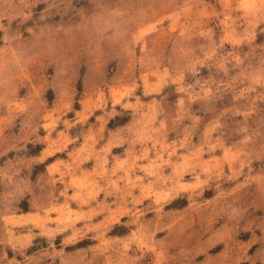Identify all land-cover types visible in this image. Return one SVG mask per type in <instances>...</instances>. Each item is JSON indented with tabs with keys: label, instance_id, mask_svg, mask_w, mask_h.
I'll return each instance as SVG.
<instances>
[{
	"label": "rangeland",
	"instance_id": "obj_1",
	"mask_svg": "<svg viewBox=\"0 0 264 264\" xmlns=\"http://www.w3.org/2000/svg\"><path fill=\"white\" fill-rule=\"evenodd\" d=\"M72 2L55 0L53 4L56 19L65 17L63 25L27 33L20 21L29 8L18 0L0 8L5 17L0 20L5 26L0 30V91L4 103L10 105V118L14 123L22 121L21 128L28 130L21 132L22 139H0V198L8 203L10 214L16 200L31 195L28 189L36 167L45 172L38 183L46 182L51 193L45 214L63 223L75 217L80 228L78 202L94 194L97 173L119 188L161 169L165 178L169 174L179 178L193 160L205 168L215 165L227 170L234 152L264 156V35L251 36L236 25L229 26L217 0H79L84 11L76 16L70 11ZM203 7H208L209 15L199 14ZM85 63L94 77L111 78L113 99L127 98L123 108L118 103L117 111L139 109L140 124L134 122L137 117L117 116L107 127L127 123L146 149L138 145V151L127 150V144L112 147L106 141L93 147L90 138L94 125L101 123L96 120L101 113L97 110L83 120L88 98L76 106L81 115L62 116L56 131L49 134L58 113L43 102L45 97H51L53 90L57 94L74 91ZM4 111L0 107V113ZM72 123L74 128L69 126ZM77 133L79 139L73 143ZM127 135L120 129L111 134L113 138ZM101 144L106 145L103 150ZM143 191L136 189L134 195ZM234 195L247 199L239 192ZM257 200L264 207V196ZM101 201L111 204L110 215L119 216L120 223L86 229L75 243L61 244L57 235L56 245L49 247L53 233L35 217L33 231L40 235L33 237L28 249L29 254L37 253L30 264H161L162 256L145 243L164 233L153 239L137 231L136 218L144 205L125 207L117 196L105 198L104 192L96 197L97 203ZM178 203L185 206L188 202ZM33 210L40 211L35 201ZM101 219L96 217V221ZM192 219L195 223L198 217ZM9 226L7 218L0 221V229ZM249 227L259 235L264 220L252 219ZM252 231L243 232V243L234 246L239 264H264V243L254 242ZM127 245L132 250L121 255ZM12 256L9 250L8 260Z\"/></svg>",
	"mask_w": 264,
	"mask_h": 264
},
{
	"label": "clouds",
	"instance_id": "obj_2",
	"mask_svg": "<svg viewBox=\"0 0 264 264\" xmlns=\"http://www.w3.org/2000/svg\"><path fill=\"white\" fill-rule=\"evenodd\" d=\"M18 2L30 9L20 21L24 33L63 25L66 22L64 15L56 19L57 13L52 10L55 0H18ZM58 2L63 4L64 0H58ZM8 3L9 0H0V8ZM217 3L221 6V14L226 17L229 26L236 25L251 36L264 35V27H260L264 24V0H217ZM41 5L44 7L40 8ZM70 11L72 16L79 15L84 11V6L79 3V0H73ZM199 14L209 15L208 7L201 8ZM4 18L3 13H0V20ZM29 20L31 25H28ZM4 27L0 23V30ZM115 71L116 69L112 70L113 75ZM112 88L111 78L94 77L86 63L81 64L80 79L74 91L57 94L53 90L52 96L45 97L43 101L51 106L53 113H58L55 121L50 125L49 134L56 131L57 125L62 122V116L66 117L69 112L81 115L76 106L88 98L90 104L88 111L82 114L83 120L86 122L87 118L97 110L101 113L96 117V120L101 123L94 125L96 130L90 138L93 147L101 141H106L112 147L127 144L129 145L127 150L146 149L147 145L142 143L135 129L130 128L127 123H114L112 128L107 127L109 123L115 121L117 116L123 119L131 115L137 117L134 121L136 124L142 122L138 118L139 109L132 113L117 111L118 103L123 108L128 101L125 97L113 99ZM4 100L5 95L0 91V107L5 109L3 113H0V139L9 137L22 139L21 132L28 130L21 128L22 121L13 122L7 110L10 105L5 104ZM30 107L34 110L35 102ZM106 109L110 110L105 111ZM63 122L67 123V121ZM69 126L74 128L75 123ZM117 129L126 132L127 137L113 138L111 134ZM35 131V128L31 129L32 133ZM58 135H63V132ZM78 139L79 133L73 137L72 142ZM138 145L140 148L137 147ZM105 146L101 144V150ZM114 155L119 157L120 154ZM178 159L182 160L183 157ZM47 167L48 165H44V169ZM33 174L35 178L28 189L31 195L16 200L13 205L14 212L10 214L8 203L0 198V221L7 218L10 224L9 227L0 229V261L6 264H30L35 260L37 253L29 254L28 249L33 246V237L40 235L39 232L33 231L36 227L34 218L37 216L43 222L41 227L53 233L48 242L49 247L56 245L57 235L60 236L61 244L75 243L77 239L83 238L79 236V233L86 229L95 230L101 226L120 223L119 216L110 215L111 204L106 201L96 202L100 192H104L105 198L117 196L125 207L127 204L144 205L136 218L137 231L142 237L153 239L158 233H164L158 240L153 242L151 239H146L145 243L146 247L153 248L162 256L161 264H239L240 257L234 246L243 243L240 239L243 232L252 231L249 227L252 219L264 220V207H261L257 200L258 197L264 196V156H256L250 151L234 152L227 162V170L215 165L205 168L199 161L193 160L187 171L182 172L179 178L172 174L165 178L161 169L158 173L149 174L151 179L149 175H145L131 184L123 183L119 188H113L109 183L110 178H106L103 173H97L93 177L96 185L94 194L91 197L84 195L83 200L78 202L82 221L80 228L76 227L75 217L71 223H63L45 214L44 207L51 193L47 189L46 182L38 183L45 172L36 167L33 169ZM185 175H190L191 179L185 180ZM141 188L144 191L134 195V190ZM237 192L246 196L247 199L234 195ZM182 200H186L187 205L181 206L178 203ZM33 201L40 209L39 212H34ZM112 203H117V200H113ZM168 205L172 206L167 207ZM222 208L229 211L222 212L220 211ZM148 213L154 214L152 219H142ZM258 213L260 215H257ZM193 215L198 217L195 223L192 219ZM97 216H103V219L96 221ZM93 221H96L95 224ZM65 233L67 235H64ZM252 240L256 243H264V231L259 235L252 231ZM221 243L224 247L217 248V245ZM36 247L43 250L42 246ZM214 248L219 251H212ZM9 250L13 253L11 260H8ZM131 250L132 246L127 245L121 255H126ZM115 251L119 253L120 249L117 248Z\"/></svg>",
	"mask_w": 264,
	"mask_h": 264
}]
</instances>
